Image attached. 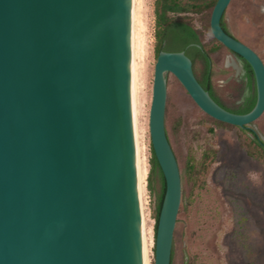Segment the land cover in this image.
<instances>
[{"label": "water", "instance_id": "water-1", "mask_svg": "<svg viewBox=\"0 0 264 264\" xmlns=\"http://www.w3.org/2000/svg\"><path fill=\"white\" fill-rule=\"evenodd\" d=\"M231 2L217 1L210 29L254 72L249 113L219 105L185 52L157 57L149 128L166 193L155 264L172 262L183 198L168 75L216 121L245 129L264 115V61L222 27ZM0 264H149L135 0H0Z\"/></svg>", "mask_w": 264, "mask_h": 264}, {"label": "rangeland", "instance_id": "rangeland-1", "mask_svg": "<svg viewBox=\"0 0 264 264\" xmlns=\"http://www.w3.org/2000/svg\"><path fill=\"white\" fill-rule=\"evenodd\" d=\"M137 2V30L145 50L144 57L136 56L140 160L143 170L148 162L150 173L149 122L157 62L155 0ZM210 15L189 17L211 53L217 91L225 103L232 104L242 82L243 66L213 37ZM225 22L232 35L264 61V0H232ZM245 93L250 94L247 89ZM166 128L181 175L186 176L182 186L185 203L174 238V264H264V154L251 135L205 114L172 74L168 75ZM251 128L264 140V115ZM148 177L143 202L150 263L155 264L156 202Z\"/></svg>", "mask_w": 264, "mask_h": 264}, {"label": "trees", "instance_id": "trees-1", "mask_svg": "<svg viewBox=\"0 0 264 264\" xmlns=\"http://www.w3.org/2000/svg\"><path fill=\"white\" fill-rule=\"evenodd\" d=\"M217 1L218 0H155L157 57L162 51L185 52L193 62L195 76L204 89L209 92L211 97L219 105L232 113L246 114L255 107L257 102L256 81L251 66L243 60L245 63L246 80H242V82L237 85L236 89L238 94L237 97L231 101L232 104L225 103L214 84V63L211 53L207 49L200 32L193 26L189 17L191 14L207 15L208 12L212 15ZM225 16L226 13L222 19V27L228 34L232 35L225 22ZM246 89H249L250 95L244 98ZM242 97L244 101L240 102L239 100L242 99ZM243 130L246 132H248L247 130L251 131L252 134L250 135L253 138L254 145L264 154V142L259 134L253 129L247 128ZM150 165L148 188L155 196L157 230L158 220L166 193V180L153 148ZM185 177V174L182 175V186ZM182 203H185L184 189ZM175 255L174 240L171 264H174Z\"/></svg>", "mask_w": 264, "mask_h": 264}, {"label": "bare ground", "instance_id": "bare-ground-1", "mask_svg": "<svg viewBox=\"0 0 264 264\" xmlns=\"http://www.w3.org/2000/svg\"><path fill=\"white\" fill-rule=\"evenodd\" d=\"M138 0H135V35H136V56L138 54H143L144 53V45H143V39L141 40L140 38V35L138 33V31L140 30H137V22H138V11H137V5H138ZM140 10V9H138ZM140 22V21H139ZM141 24V23H140ZM141 27V26H140ZM143 29V28H142ZM141 29V30H142ZM140 32V31H139ZM141 33V32H140ZM142 35V34H141ZM146 37V36H145ZM144 38V37H143ZM145 40V39H144ZM147 51V50H146ZM141 52V53H140ZM140 57V56H139ZM138 57V59H139ZM144 57V54L143 56ZM144 59V58H143ZM142 60V59H140ZM143 61V60H142ZM140 65V64H139ZM141 66V65H140ZM138 62H137V57H136V85H137V100H138ZM138 116H139V107H138ZM139 138H140V132H139ZM146 162V161H145ZM143 166V165H142ZM144 167V166H143ZM149 174V164L148 162H146V165H145V169L143 170V168H141V179H142V191H144V184H145V179H146V176ZM146 186V185H145ZM144 214H145V208H144ZM146 214H145V225H146V236H147V248H148V262L149 264L150 263V256H149V239H148V229H147V224H146Z\"/></svg>", "mask_w": 264, "mask_h": 264}, {"label": "flooded vegetation", "instance_id": "flooded-vegetation-1", "mask_svg": "<svg viewBox=\"0 0 264 264\" xmlns=\"http://www.w3.org/2000/svg\"><path fill=\"white\" fill-rule=\"evenodd\" d=\"M235 37V36H234ZM236 56V55H235ZM237 58H238V60L239 61H241L242 62V66H243V76H242V80H246V78H245V75H246V71H245V63H244V61L241 59V58H239L238 56H236ZM247 91H249V89H247ZM246 95V93L244 94V97H248V96H245ZM242 101H244V98H243V100ZM241 101V102H242ZM245 129H247V128H245ZM248 129H252V128H248ZM254 130V129H253ZM248 131V133L249 134H252L251 133V131L250 130H247ZM256 131V130H255ZM257 134H258V132H256ZM260 136V135H259ZM261 137V136H260ZM261 139H262V137H261ZM263 140V139H262ZM263 142H264V140H263Z\"/></svg>", "mask_w": 264, "mask_h": 264}]
</instances>
